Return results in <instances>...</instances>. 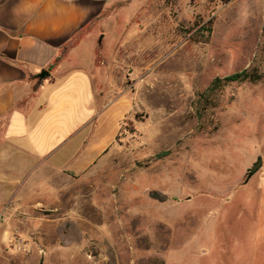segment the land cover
I'll use <instances>...</instances> for the list:
<instances>
[{"label":"rangeland","instance_id":"obj_1","mask_svg":"<svg viewBox=\"0 0 264 264\" xmlns=\"http://www.w3.org/2000/svg\"><path fill=\"white\" fill-rule=\"evenodd\" d=\"M111 5L96 61L122 71L134 118L73 217L5 244L28 264H264V0ZM202 22L209 42L186 38Z\"/></svg>","mask_w":264,"mask_h":264},{"label":"crops","instance_id":"obj_2","mask_svg":"<svg viewBox=\"0 0 264 264\" xmlns=\"http://www.w3.org/2000/svg\"><path fill=\"white\" fill-rule=\"evenodd\" d=\"M110 7L111 0H0V264L35 259L7 246V237H43L56 232L58 213L73 217L76 197L105 170L134 118L122 71L96 61L103 54L94 29Z\"/></svg>","mask_w":264,"mask_h":264},{"label":"trees","instance_id":"obj_3","mask_svg":"<svg viewBox=\"0 0 264 264\" xmlns=\"http://www.w3.org/2000/svg\"><path fill=\"white\" fill-rule=\"evenodd\" d=\"M179 0H163V2L167 6H172L174 3H177ZM211 28L209 24L205 23H195L194 27L191 29L186 30V38H188L190 41L195 43H207L210 40L211 35ZM248 78H254V74L248 72H243L241 74H238L236 76H233L229 79H226V81H238V80H247ZM215 88V83L212 87V89ZM155 195V194H154ZM60 232V231H59Z\"/></svg>","mask_w":264,"mask_h":264},{"label":"built area","instance_id":"obj_4","mask_svg":"<svg viewBox=\"0 0 264 264\" xmlns=\"http://www.w3.org/2000/svg\"><path fill=\"white\" fill-rule=\"evenodd\" d=\"M8 244L12 247L15 248L17 251L28 254L30 253V247L28 246L27 243H24L21 239H19L17 236L13 237L8 241Z\"/></svg>","mask_w":264,"mask_h":264},{"label":"water","instance_id":"obj_5","mask_svg":"<svg viewBox=\"0 0 264 264\" xmlns=\"http://www.w3.org/2000/svg\"><path fill=\"white\" fill-rule=\"evenodd\" d=\"M48 75L49 73L47 71H44L39 75V78L45 79ZM262 166H263V159L259 158L258 162L253 166V168L249 170L247 181H249L254 175H256L259 172V170L262 168Z\"/></svg>","mask_w":264,"mask_h":264}]
</instances>
